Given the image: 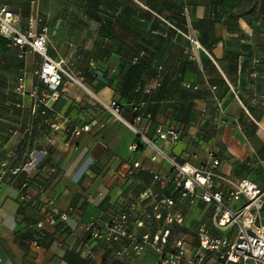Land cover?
Instances as JSON below:
<instances>
[{"label":"crops","instance_id":"obj_1","mask_svg":"<svg viewBox=\"0 0 264 264\" xmlns=\"http://www.w3.org/2000/svg\"><path fill=\"white\" fill-rule=\"evenodd\" d=\"M32 4L42 13L39 27L49 28V56L65 58L84 86L69 83L62 97H49L32 72L41 57L19 58L0 34V88H14L27 70L26 95L0 94V264H160L151 245L137 253L126 238L96 239L83 227L123 212L139 237L168 232V251L183 239L192 253L202 224L212 236L235 240L236 225H214L212 204L155 178L177 171L153 158V147L128 123L149 137L158 126L178 131L176 144H162L166 152L181 165L213 169L226 198L232 186L224 178L262 185L264 0L0 1L21 27L34 16ZM183 6L212 56L201 52L202 67L187 53ZM164 198L174 204L157 218L154 205ZM243 202L229 199L233 209ZM169 213L181 221L167 222ZM124 247L128 253L117 255ZM214 260L208 253L206 264Z\"/></svg>","mask_w":264,"mask_h":264},{"label":"built area","instance_id":"obj_2","mask_svg":"<svg viewBox=\"0 0 264 264\" xmlns=\"http://www.w3.org/2000/svg\"><path fill=\"white\" fill-rule=\"evenodd\" d=\"M184 14L187 21V32L184 33L190 42L187 51L190 59L195 60L202 67L201 52H205L212 58L211 54L200 43L195 29L190 19V11L185 8ZM40 16L36 13L31 17L25 27L19 25V17L7 6H0V34L7 39V47L14 50L19 58H25L29 52L36 53L41 57V62L32 72L40 78L42 83L50 89L49 97L58 99L63 96L67 84H79L84 86L82 78L71 67L69 62L62 57L54 58L49 56L48 49L50 35L48 26L39 27ZM259 62L258 58H253L254 68ZM257 74V70H253ZM18 93H27V70L25 67L20 69L17 77ZM108 107L113 114L120 117V106L117 101H112ZM141 116L135 118L139 122ZM142 138L144 142L151 145L154 149L153 158L158 155L167 159L176 169L177 173L168 178L155 175L161 180L162 185L166 180H171L177 187L184 190V194H191L194 197L212 204L215 207L214 225L218 228H227L236 225L238 231L235 240L227 236H212L208 227L202 224L197 234L199 246L189 255L183 239L176 242L175 251H168L163 247L167 242L168 232L163 234H144L141 237L128 230V217L126 212L108 221L94 220L83 224V227L96 239L105 241H119L122 238L130 240V246L137 253H141L147 245L153 246L159 254L160 264H180L182 260L188 259L192 264H206L208 253H212L215 260L211 264H264V181L262 185L252 182L248 178H241L238 181H231L224 178L232 186L228 198L223 191L215 188V178L218 175L213 169H198L187 165H181L174 156L168 154L162 144H176L180 139V133L173 129H164L158 126L154 137H149L141 133L135 123H128ZM88 130V126L82 127ZM219 163L214 160L213 167ZM136 166L138 164L136 163ZM18 169L14 170L17 172ZM233 197H243L244 202L236 209L230 207L229 199ZM21 198H26V193L21 188ZM174 204L172 198L159 200L155 205V217L162 218L163 209H168ZM55 213H58L57 211ZM65 214H61L62 219ZM181 221V218L168 214L167 222L173 220ZM56 217H50L49 222L55 224ZM41 226L42 223H39ZM142 225V222H138ZM128 247H124L117 252V255L127 254ZM188 255V256H187Z\"/></svg>","mask_w":264,"mask_h":264},{"label":"rangeland","instance_id":"obj_3","mask_svg":"<svg viewBox=\"0 0 264 264\" xmlns=\"http://www.w3.org/2000/svg\"><path fill=\"white\" fill-rule=\"evenodd\" d=\"M2 1V0H0ZM68 10V12L71 10V8H66ZM80 10V9H79ZM189 11H190V8H189ZM37 12H39V14L42 16V13L39 11L38 7L34 4H32L30 7H28V15L30 14L31 15H35ZM190 19H191V22H192V26L193 28L196 30L195 28V24H194V21L192 19V16H191V11H190ZM44 16H46L44 14ZM187 26V24H186ZM6 91V92H5ZM0 94H6V95H16V96H23V95H26V94H21V93H18V90H17V85H15V87H10V88H0ZM16 107L17 108H21L22 105L20 102H17L16 103Z\"/></svg>","mask_w":264,"mask_h":264},{"label":"trees","instance_id":"obj_4","mask_svg":"<svg viewBox=\"0 0 264 264\" xmlns=\"http://www.w3.org/2000/svg\"><path fill=\"white\" fill-rule=\"evenodd\" d=\"M185 8H188L189 9V7L188 6H183L182 7V15L185 17V33L187 32V26H186V24H187V21H186V16H185V14H184V10H185Z\"/></svg>","mask_w":264,"mask_h":264}]
</instances>
